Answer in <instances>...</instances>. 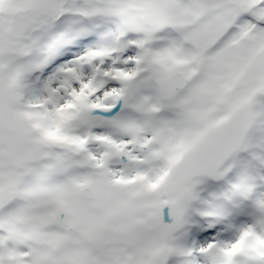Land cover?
Returning a JSON list of instances; mask_svg holds the SVG:
<instances>
[{
  "label": "snow or ice",
  "instance_id": "6c2138e0",
  "mask_svg": "<svg viewBox=\"0 0 264 264\" xmlns=\"http://www.w3.org/2000/svg\"><path fill=\"white\" fill-rule=\"evenodd\" d=\"M0 264H264V0H0Z\"/></svg>",
  "mask_w": 264,
  "mask_h": 264
}]
</instances>
